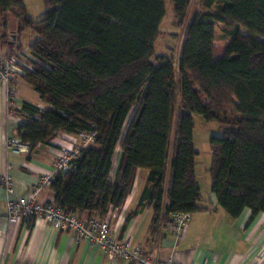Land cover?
<instances>
[{
	"label": "trees",
	"instance_id": "16d2710c",
	"mask_svg": "<svg viewBox=\"0 0 264 264\" xmlns=\"http://www.w3.org/2000/svg\"><path fill=\"white\" fill-rule=\"evenodd\" d=\"M23 2L0 0V29L8 32L12 16L17 30L35 31L21 77L49 108L23 102L17 136L31 151L59 133H94L72 160L75 170L51 182L54 203L104 218L143 168L148 179L131 216L151 206L155 232L174 212L198 211L192 114H199L222 127L209 138L219 206L231 217L264 212V0H202L218 7L191 16L177 66L169 56L152 58L164 0H43L39 20ZM171 2L182 22L190 0ZM217 22L230 37L218 58Z\"/></svg>",
	"mask_w": 264,
	"mask_h": 264
},
{
	"label": "crops",
	"instance_id": "0c3cea01",
	"mask_svg": "<svg viewBox=\"0 0 264 264\" xmlns=\"http://www.w3.org/2000/svg\"><path fill=\"white\" fill-rule=\"evenodd\" d=\"M11 31H15V34L19 32L17 29H9L5 34L0 29V57L8 51H17L21 46L17 36L11 37ZM28 50L21 48L19 52L28 55ZM18 86L22 90H33V93L17 94L18 106L28 102L41 109L49 108L32 86L22 79L21 74L16 80L17 89ZM5 106V92L0 85V172L8 163L5 139L17 135V125L21 122L6 121ZM74 137L75 135L59 133L49 144H38L31 151L21 153L23 159L12 160L9 173L13 187L9 196H27L32 184L42 174L51 171L60 145ZM195 177L200 189L198 204L201 208L190 214L180 237H176L163 223H160L155 232L151 231L153 211L149 205L131 216L148 179V171L143 168L136 170L131 190L121 207L110 210V234L117 239L131 237L153 259L172 258L179 264H256L264 255V212L250 219L251 211L245 208L237 217L229 216L210 190V174L207 186L199 183L196 167ZM167 184L166 180L165 187ZM7 197L0 185L1 209L4 208ZM53 199L54 192L49 185L44 186L37 195L40 202ZM167 202V197H164V204ZM0 231V254L4 258V264H133L112 258L85 240H76L70 231L57 230L43 219L10 224L5 214L0 213Z\"/></svg>",
	"mask_w": 264,
	"mask_h": 264
},
{
	"label": "built area",
	"instance_id": "2783aa9c",
	"mask_svg": "<svg viewBox=\"0 0 264 264\" xmlns=\"http://www.w3.org/2000/svg\"><path fill=\"white\" fill-rule=\"evenodd\" d=\"M23 53L6 54L0 57V85L5 92V119L19 120L21 116L17 113L20 107L16 104L17 87L16 80L19 74L24 73L29 64H26ZM94 141V133L82 132L59 147L58 155L53 162L49 173L42 174L30 187L29 193L25 197L11 198L13 180L10 175L12 168L11 161L23 159L20 154L29 151L30 146L24 143L17 135L6 137L5 149L8 152V163L5 169L0 172V185L7 193L4 208H0V213H4L10 224L21 221H32L33 219H43L57 230L70 231L76 240H85L90 245H96L100 250L112 258L125 260L133 264H179L172 258L165 260L151 258L145 250L132 241L129 236L117 239L110 232L111 212H107L104 218L98 216L79 215L70 212L53 201L40 202L37 195L40 190L51 184L55 176L66 174L75 170L72 160L79 155L82 147ZM190 219L188 212H174L166 227L176 236L180 237L185 226ZM1 234V231H0ZM264 254V253H262ZM0 264H4V258L0 254ZM256 264H264V255Z\"/></svg>",
	"mask_w": 264,
	"mask_h": 264
},
{
	"label": "rangeland",
	"instance_id": "374dc122",
	"mask_svg": "<svg viewBox=\"0 0 264 264\" xmlns=\"http://www.w3.org/2000/svg\"><path fill=\"white\" fill-rule=\"evenodd\" d=\"M24 7L27 15L35 20H39L44 14L43 0H24ZM218 7L217 4L211 7H205L202 0H190L185 19L181 22L174 14V9L171 0H164V14L158 27V35L154 42L153 60L157 55H165L171 57L175 66L185 37L186 26L191 16L196 12L214 11ZM8 30L17 29V22L13 20L12 16H8ZM242 33H245L242 30ZM17 40L21 43V48H28L29 44L36 38V33L31 28H23L16 34ZM262 40V38L259 37ZM230 40V37L223 33V24L217 22L215 26V38L213 42L215 57L221 56ZM20 48V49H21ZM26 64L28 55L21 54ZM155 63L157 61L154 60ZM33 90L17 89L19 93L28 94ZM33 93V92H32ZM193 132L192 138L194 148L197 151L196 155V174L199 183L202 186L209 185V167L211 164L209 138L212 135L220 136L222 127L219 123L214 121H205L201 115L192 114ZM175 116L173 119L175 128ZM204 188V187H203Z\"/></svg>",
	"mask_w": 264,
	"mask_h": 264
},
{
	"label": "water",
	"instance_id": "95a60500",
	"mask_svg": "<svg viewBox=\"0 0 264 264\" xmlns=\"http://www.w3.org/2000/svg\"><path fill=\"white\" fill-rule=\"evenodd\" d=\"M11 37H13V38L16 37V34L15 33H12L11 34Z\"/></svg>",
	"mask_w": 264,
	"mask_h": 264
}]
</instances>
